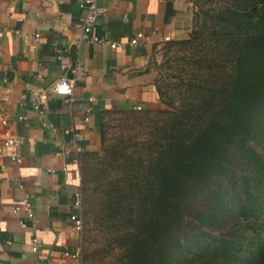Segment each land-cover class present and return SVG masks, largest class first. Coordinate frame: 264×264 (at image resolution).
<instances>
[{"label": "trees", "instance_id": "16d2710c", "mask_svg": "<svg viewBox=\"0 0 264 264\" xmlns=\"http://www.w3.org/2000/svg\"><path fill=\"white\" fill-rule=\"evenodd\" d=\"M193 1L162 107L79 155L85 264H264V0Z\"/></svg>", "mask_w": 264, "mask_h": 264}, {"label": "crops", "instance_id": "0c3cea01", "mask_svg": "<svg viewBox=\"0 0 264 264\" xmlns=\"http://www.w3.org/2000/svg\"><path fill=\"white\" fill-rule=\"evenodd\" d=\"M81 2L0 0V143L6 131L23 138L19 163L12 148L0 155V264H79L63 255L79 248L68 233L73 194L81 191L79 155L98 150L107 113L158 107L149 60L165 37H187L195 10L193 0H100L104 14L85 34ZM137 32L150 43L131 45ZM64 76L73 78L70 101L49 95L34 111L25 96ZM69 128L82 136L78 156L63 133ZM25 195L30 219L19 206Z\"/></svg>", "mask_w": 264, "mask_h": 264}, {"label": "built area", "instance_id": "2783aa9c", "mask_svg": "<svg viewBox=\"0 0 264 264\" xmlns=\"http://www.w3.org/2000/svg\"><path fill=\"white\" fill-rule=\"evenodd\" d=\"M99 1L100 0H82V2L79 4V7L83 8L85 11L83 18L81 19V29H82V32L85 34L91 31L97 19L104 14L105 9L99 5ZM1 36L2 35L0 34V37ZM92 40L100 42V43L102 42L101 39L92 38ZM164 40L167 41L168 38L165 37ZM140 41L146 44L150 43V40L147 37H145L141 32H137L129 40V43L131 45H135ZM109 46L111 48H114L115 44L111 43L109 44ZM60 58L61 56L59 55L56 56L57 60H60ZM59 68L60 70H64L65 66L60 64ZM78 68L79 66L78 64H76L74 67L70 68L69 73L74 74ZM72 88H73V78L64 76L58 79L53 84H51L47 90H40V89L31 90L25 96V98L30 103L31 108L34 111H38L39 106L47 100L49 95H64L67 97L66 101H70V95L72 92ZM135 109L138 110L139 107L136 106ZM89 112H90V108L86 107L84 110V116H83L84 122H87ZM5 123L6 122L4 119L0 121V124L2 126H4ZM63 133L65 135H68L69 137L68 144H69L70 150L75 154V156H78V153L80 152L79 142L82 140V136L77 132H73L70 128L65 129ZM22 143H23V138L21 136L12 135L6 131L4 133V138L2 142L0 143V155L2 154L4 149L12 148L15 151L14 161L16 163H19L20 162L19 150H20V146L22 145ZM19 206L25 212L26 217L30 219L32 216L31 205H30L27 195L23 196V198L20 199ZM73 207H74V212L69 216L70 227H69L68 233L71 236L78 237V235L81 232V228H82V196H81L80 190L74 192L73 194ZM21 226L23 225L21 224ZM30 249L33 252L37 251L38 244H37L36 238H32ZM63 255L71 259H76L79 261V264H82L79 249H76L72 253L64 252Z\"/></svg>", "mask_w": 264, "mask_h": 264}, {"label": "rangeland", "instance_id": "374dc122", "mask_svg": "<svg viewBox=\"0 0 264 264\" xmlns=\"http://www.w3.org/2000/svg\"><path fill=\"white\" fill-rule=\"evenodd\" d=\"M207 4L209 3H207L205 0H199V3H198L199 6H202V5L207 6ZM195 10H196V7H195ZM187 38H188V35L186 38L179 39V40H172V41H181ZM167 42L168 41H164L162 44L158 46L157 49L153 51V54L149 60V68L153 72L155 81L160 80V82L166 84L167 87H170V82L173 81V78L171 76L175 73L173 66L177 68L178 63H181L182 61H184L185 60L184 58H188L189 54H191V52H193L196 48L195 49L190 48L187 45L186 46L184 45L167 46ZM170 65H171V69L169 68ZM161 107L162 106H159L158 108L160 109ZM118 116L119 114H109L106 116L105 131H106V137L108 140H111L112 138H114V136H116V134L122 130L119 127ZM81 196H82V192H81ZM81 233H82V229H81L80 234L78 235V240H79L78 249L80 252V258L82 260V264H85V262L83 261V257H82ZM95 246L96 245H92V247H95Z\"/></svg>", "mask_w": 264, "mask_h": 264}]
</instances>
